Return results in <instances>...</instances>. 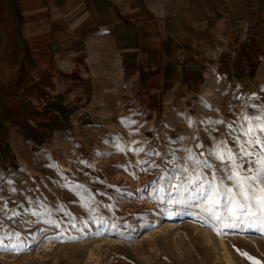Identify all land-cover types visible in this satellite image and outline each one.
Returning a JSON list of instances; mask_svg holds the SVG:
<instances>
[{
	"label": "rangeland",
	"instance_id": "obj_1",
	"mask_svg": "<svg viewBox=\"0 0 264 264\" xmlns=\"http://www.w3.org/2000/svg\"><path fill=\"white\" fill-rule=\"evenodd\" d=\"M208 65L197 85L171 82L165 69H112L96 80L48 85L31 99L19 95L0 135V234L19 233L12 242L23 250L0 251V264H264V235L217 234L178 209L170 217L155 198L160 169L135 163L171 171L166 153L171 161L173 149L210 145L226 123L238 122L242 105L264 102V54L244 70L219 74ZM128 117L131 127L121 123ZM209 119L226 123L210 136ZM115 143L144 152L122 153ZM153 149L161 155H146Z\"/></svg>",
	"mask_w": 264,
	"mask_h": 264
},
{
	"label": "crops",
	"instance_id": "obj_2",
	"mask_svg": "<svg viewBox=\"0 0 264 264\" xmlns=\"http://www.w3.org/2000/svg\"><path fill=\"white\" fill-rule=\"evenodd\" d=\"M262 54L264 0H0V135L19 95L67 78L153 68L197 85L206 64L244 70Z\"/></svg>",
	"mask_w": 264,
	"mask_h": 264
},
{
	"label": "snow or ice",
	"instance_id": "obj_3",
	"mask_svg": "<svg viewBox=\"0 0 264 264\" xmlns=\"http://www.w3.org/2000/svg\"><path fill=\"white\" fill-rule=\"evenodd\" d=\"M251 99L255 100L256 97ZM121 123L131 127L135 121L128 117L122 119ZM207 123L213 126L206 129L211 136L214 126L226 122L222 119H209ZM192 124L193 121L189 119V127ZM178 139L184 142L188 138ZM195 139L198 141V138ZM136 143L133 141V144ZM114 146L122 153L133 151L138 155L144 152L143 147L133 149L119 143ZM177 151L186 155L177 157ZM170 154L172 160H167L166 153L165 162L172 165L171 171L167 167L160 168L155 161L135 162L141 171L160 169L154 183L157 185L156 191L160 193L155 198L165 205L162 211L170 217L174 209L179 210L177 215L196 216L207 226L215 228L217 234H231L224 233V229H232L264 235V102L242 105L238 122L226 123L225 133L219 139L211 136L210 145L196 142L193 147L173 149ZM146 155L160 156L161 152L153 149ZM145 164L148 168L143 167ZM161 183L163 186H160ZM193 209H198V212ZM17 214L12 213L13 216ZM74 219L69 221L71 228L77 227ZM48 223L59 227L55 220H49ZM2 229L3 221H0ZM13 238L19 240L20 234L3 231L0 234V251L23 250L20 244L12 242ZM5 240L9 243H5ZM240 255L253 259L247 253L240 252Z\"/></svg>",
	"mask_w": 264,
	"mask_h": 264
}]
</instances>
